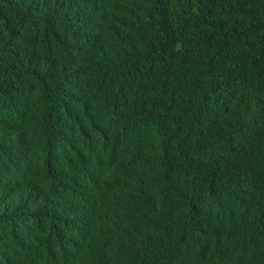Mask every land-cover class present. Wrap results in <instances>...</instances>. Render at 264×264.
Returning a JSON list of instances; mask_svg holds the SVG:
<instances>
[{"label":"trees","instance_id":"obj_1","mask_svg":"<svg viewBox=\"0 0 264 264\" xmlns=\"http://www.w3.org/2000/svg\"><path fill=\"white\" fill-rule=\"evenodd\" d=\"M22 1L0 0V110L21 113L22 118L43 112L13 133L32 144L39 120L57 100H64L66 115L78 125L79 140L89 144L86 152L97 160L91 179L119 178L122 163L131 164L132 174L145 171L146 183L135 190L131 204L143 219L145 242L118 264H264V240L252 231L255 222L264 221V202L248 213L211 221L212 210L198 197L211 188L216 164L240 156L250 145L254 150L252 144L264 150V0H220L229 9L210 26L188 16L196 2L208 0H157L151 6L136 0L104 2V14L126 21L121 31L105 33L121 48L120 56L115 68L89 72L92 88L84 104L60 95L59 84L41 81L10 56L8 46L32 42L30 35L11 36ZM175 42L218 52L215 65L195 79L201 68L184 64L187 82L164 92L162 117L146 120L143 100L149 91L142 80L147 67ZM117 93L130 98V107L105 102ZM100 129L117 135L116 148L103 149ZM7 156L0 142V218L13 220L4 194L2 164ZM251 165L255 174L263 175L261 162ZM254 186L264 192V180H255ZM232 194L224 189L221 195L231 200ZM60 209L63 215L65 197ZM10 224L0 222V264H20L7 248L16 223ZM80 238L74 241L78 248L84 242Z\"/></svg>","mask_w":264,"mask_h":264},{"label":"clouds","instance_id":"obj_2","mask_svg":"<svg viewBox=\"0 0 264 264\" xmlns=\"http://www.w3.org/2000/svg\"><path fill=\"white\" fill-rule=\"evenodd\" d=\"M110 1L20 2L11 36L30 35L32 42L22 47L8 46L10 56L41 81L59 84L60 95L84 104L90 98V85L92 88L93 74L89 72L94 68L113 69L119 60L121 48L105 33L121 31L126 21L115 13L104 14L103 3ZM136 1L141 6L157 2ZM228 9L220 0L196 2L188 9V16L210 26ZM100 23L102 26L98 27ZM186 47L172 43L147 67L148 74L142 80L149 91L143 100L146 120L162 117L160 102L164 92L187 82L184 70L188 61L201 68L199 74H193L195 79L214 67L218 52ZM107 101L129 107L132 104L123 93L111 94ZM65 107L64 100H57L47 109L48 114L38 122L32 144L15 139L13 133L43 112L22 118L21 113L10 109L0 110V142L8 151L2 164L4 194L14 217H1L0 222L8 223L10 228V223H16L7 248L20 264H118L119 258L126 259L136 244L145 242L141 234L143 219L131 208L135 190L146 183L145 171L139 169L132 174L131 164L122 163L119 178L91 179L97 160L87 154L89 144L79 140L78 125L66 115ZM145 129L149 130L148 126ZM100 140L106 150L118 145L116 134L101 129ZM252 146L254 150L250 145L240 156H230L216 164L211 188L198 195L212 210L211 221L228 214L248 213L264 202V192L254 186L255 180H264V173L255 174L251 165L258 160L264 168V150L260 144ZM224 189L233 191L231 200L221 195ZM64 197L66 210L62 215ZM254 226L252 231L264 240V221H257ZM78 238L84 239L81 248L74 245Z\"/></svg>","mask_w":264,"mask_h":264}]
</instances>
